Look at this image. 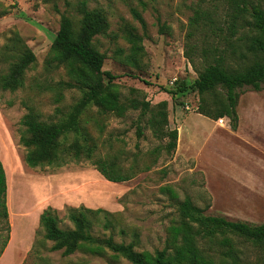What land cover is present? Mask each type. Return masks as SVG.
Wrapping results in <instances>:
<instances>
[{
	"label": "rangeland",
	"instance_id": "374dc122",
	"mask_svg": "<svg viewBox=\"0 0 264 264\" xmlns=\"http://www.w3.org/2000/svg\"><path fill=\"white\" fill-rule=\"evenodd\" d=\"M79 1L0 0V73L6 72L15 59L7 46L17 35L37 56L36 63L26 72L24 88L0 89V159L7 173L11 228L0 264H132L115 257L110 250L103 255L78 251L64 256L62 251L51 250L52 241L41 244L44 232L40 216L48 208L56 211L62 228L73 227L67 215L70 208L105 209L115 215V226L106 229L95 222L96 236L113 235L117 242L129 243L138 233L137 250L152 252L166 246L168 227L177 217L178 200L191 198L201 207L209 206L208 214L264 223V144H252L249 134L242 141L235 139L229 118L220 125L218 120L199 113L197 93L173 98L165 91L177 81L198 77L186 56V46L189 19L201 0L89 3L91 8L105 9L110 22L108 31L95 38L96 46L107 56L103 69L116 76L123 100L137 97L153 105L168 101L170 127L179 132L175 151L156 152L168 139L156 138L145 121L144 136L139 138L141 111L131 109L125 117H106L100 148L103 155L118 154L124 168L138 160L141 171L131 180L111 182L91 160H71L62 167L31 168L26 164L27 149L20 142L25 128L23 117L32 109L42 120L55 121L61 110L68 112L82 96L77 88L60 85L70 81L63 67H46L61 16L66 13L78 20ZM256 1L264 7V0ZM132 8L142 12L147 24L142 70L126 64L116 54L119 48L129 47L122 31L124 26L134 25L144 34ZM238 112L245 125L253 118L264 119V84L261 90L249 86L240 90ZM91 113H96L95 107ZM90 128L98 136L96 129ZM254 151L263 156L255 159ZM166 186L173 188L179 198L164 191ZM6 235L3 226L0 248ZM246 247L249 264H262L259 251L249 243Z\"/></svg>",
	"mask_w": 264,
	"mask_h": 264
},
{
	"label": "trees",
	"instance_id": "16d2710c",
	"mask_svg": "<svg viewBox=\"0 0 264 264\" xmlns=\"http://www.w3.org/2000/svg\"><path fill=\"white\" fill-rule=\"evenodd\" d=\"M91 1L99 0H80L76 4L78 20L66 13L61 16L46 66L63 67L70 81L60 85L77 88L81 98L68 112L61 110L55 121H44L31 109L22 119L25 128L20 142L27 149L25 162L31 168L62 167L71 160H91L106 179L120 183L134 178L141 167L134 159L129 168H124L118 154L100 152L108 115L125 117L131 109L140 110L138 137L144 136L145 121L156 138L168 139L157 148L159 153L162 149L168 153L176 150L179 132L178 128L170 127L168 101L153 105L137 97L122 99L116 76L103 69L107 56L95 44V38L109 29L108 13L102 7L91 8ZM220 2L226 7L221 8ZM132 14L144 34L134 25L124 26L122 31L129 47L119 48L116 54L126 64L142 70L147 24L137 8H132ZM189 21L186 56L198 77L193 81H177L165 91L173 98L197 93L199 113L213 120L227 117L231 128L236 130L240 120V90L246 86L261 90L264 84V7L256 0H201ZM165 28L163 25L162 29ZM7 48L15 59L6 72L0 73V89L17 91L25 87L26 72L36 63L37 56L18 35ZM93 107L95 114L91 113ZM7 183L0 159V228L4 226L7 230L0 258L11 233ZM163 190L174 199L179 198L173 188L166 186ZM208 209L209 206L201 207L191 198L178 200L177 217L168 227L166 246L152 252L137 250L138 233L129 243L117 242L113 235L96 236L95 222L106 229L115 226V215L105 209L70 208L67 215L73 227L62 228L56 211L48 208L40 216L44 232L40 242L52 241L51 250L62 251L64 256L78 251L103 255L110 250L115 257H123L132 264H249L246 247L249 243L259 251L264 264V223L231 220L208 214ZM122 232L126 233L124 229Z\"/></svg>",
	"mask_w": 264,
	"mask_h": 264
},
{
	"label": "crops",
	"instance_id": "0c3cea01",
	"mask_svg": "<svg viewBox=\"0 0 264 264\" xmlns=\"http://www.w3.org/2000/svg\"><path fill=\"white\" fill-rule=\"evenodd\" d=\"M224 118H227V117H224ZM217 123L220 124L219 121ZM231 131L234 132L235 136H237V138H235L237 140H240L241 138L246 139V137L249 134V138H251L252 144L254 143L255 145H259L260 142L261 144H264V119H260V118L254 119L253 118L249 120L246 125L242 123V120L241 121L239 120L238 128L236 130L232 129ZM253 155L255 156V159L260 156H263L261 153L256 152V151H254ZM262 175L264 176V173ZM259 180L256 179V181H259Z\"/></svg>",
	"mask_w": 264,
	"mask_h": 264
},
{
	"label": "built area",
	"instance_id": "2783aa9c",
	"mask_svg": "<svg viewBox=\"0 0 264 264\" xmlns=\"http://www.w3.org/2000/svg\"><path fill=\"white\" fill-rule=\"evenodd\" d=\"M224 119H227V118H220L218 121H219V123L221 124V123H223V121H224Z\"/></svg>",
	"mask_w": 264,
	"mask_h": 264
}]
</instances>
